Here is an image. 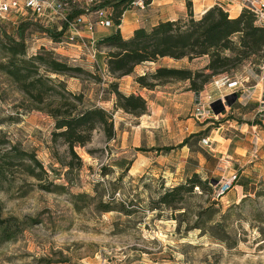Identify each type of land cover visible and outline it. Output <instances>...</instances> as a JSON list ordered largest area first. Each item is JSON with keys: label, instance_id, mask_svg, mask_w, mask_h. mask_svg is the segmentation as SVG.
<instances>
[{"label": "rangeland", "instance_id": "1", "mask_svg": "<svg viewBox=\"0 0 264 264\" xmlns=\"http://www.w3.org/2000/svg\"><path fill=\"white\" fill-rule=\"evenodd\" d=\"M70 4L72 10L81 9L77 1ZM61 24L44 25L24 10L0 17V39L18 38L22 32L26 56L46 50L82 67L62 73L42 66L40 73L54 86L42 90V101L31 98L0 69V221L12 218L20 228L10 240L0 237V264H264V62L254 56L225 73L254 87L247 103L229 96L233 93L226 86L215 89V75L203 83L198 91L211 95L207 100H212L214 114L199 119L192 115L198 91L189 87L188 79L148 78L157 82L152 88L163 96L154 119L146 116L147 100L142 113L106 108L115 135L107 139L97 126L88 143L74 147L75 156L62 138L53 136L54 118L47 109L59 101L56 90L79 93L80 108L93 103L102 107L110 92L116 100L112 82L117 81L102 74L99 51L95 59H87L80 48L73 52L75 43L58 42L65 39L63 29L58 37L49 33L59 32ZM5 59L0 47V60ZM206 60V55L159 57L145 64L152 68L144 71L162 65L195 69ZM183 90L192 101L184 113L177 111L178 118H190L201 130L192 137L186 130L189 154L186 163L177 166L175 151L157 148L180 147L172 127H166L177 112L163 101L169 93ZM142 116L144 127L153 130L136 136L135 125ZM123 130L125 153L118 144ZM203 137H209L210 147L200 143ZM233 170L239 174L234 188L214 197V184ZM193 174L207 182L204 188L194 186L173 207L158 203L162 193Z\"/></svg>", "mask_w": 264, "mask_h": 264}, {"label": "trees", "instance_id": "2", "mask_svg": "<svg viewBox=\"0 0 264 264\" xmlns=\"http://www.w3.org/2000/svg\"><path fill=\"white\" fill-rule=\"evenodd\" d=\"M131 1L107 0L99 5H110V16L113 23L118 25L124 10L130 7ZM143 1L150 2V0ZM186 7L185 15L175 19L159 20L150 28L137 27L128 37H123L117 27L114 31L97 38V46L107 47L104 51L107 71L119 77L131 73L135 65L143 61H155L165 56L192 59L206 55V62L199 68L162 65L151 72L135 75V80L140 86L149 88L155 86L157 82L148 78L154 80L177 78L188 79L189 87L198 91L211 76L226 73L246 59L256 56L261 60L260 62H264V26L255 22L254 14L249 8L241 7L238 15L231 17L228 11L216 3L200 14H194L190 0L186 1ZM82 12V9L72 10L70 4V18ZM49 33L58 37L62 30ZM0 47L6 51V59L0 60V69L17 81L26 94L38 101L43 100L42 90L54 88L47 83L50 77L40 73L42 66L52 72L82 70L81 66L71 65L54 56L51 51L38 50L26 56L22 32H19L18 38L5 36L4 39H0ZM57 82L65 90L64 81L59 79ZM112 85L114 86L112 90L116 94L114 107L136 113L145 111L146 99L142 95L124 93L117 88L116 82H112ZM56 92L59 101L49 106L47 111L54 118V139L62 138L70 154L76 156L74 147L88 143L97 126L101 127L107 139L115 135L112 114L108 109L97 105L80 108L77 103L81 99L79 93L60 89ZM229 96L238 98L237 94ZM199 134V132L193 133L189 137ZM187 142L188 137L179 145H185ZM172 148L173 146L166 145L157 149L168 151ZM31 158L40 166L34 156ZM206 183L197 174H193L185 183L173 186L162 193L158 203L173 207V204L179 202L185 193L191 192L194 186L204 188ZM14 221L12 218L0 221L2 240H10L15 232L19 231L20 228L14 225Z\"/></svg>", "mask_w": 264, "mask_h": 264}, {"label": "built area", "instance_id": "3", "mask_svg": "<svg viewBox=\"0 0 264 264\" xmlns=\"http://www.w3.org/2000/svg\"><path fill=\"white\" fill-rule=\"evenodd\" d=\"M70 1L79 2V7L83 12L70 18ZM143 2V0H132L130 6L139 5L143 7ZM100 3H102L100 0H0V17H4L10 11L20 12L24 10L25 12L29 11L31 15L38 18L44 25L61 21L65 27L63 29L61 24L59 29H63L66 35L65 39H59L58 42L75 43L88 58L95 59L99 50L96 45L97 38L94 34V24L105 26L113 24L110 16V5H99ZM216 4L228 11L229 14L236 8L238 9V7H247L254 14L255 22L264 26V0H218ZM93 5H95L94 8H92ZM90 14H94V17H90ZM84 28H87V31ZM103 78L105 79V77ZM104 82L105 80H103ZM212 83L214 88L218 90L226 86L230 89V93L238 95L237 99L242 103L249 102L254 96V87L244 86L242 80L231 79L225 73L215 75ZM210 96V94L202 91L196 93L192 107V115L195 118L210 117L214 114L212 100H207ZM261 102L264 103V98ZM252 135L257 145L259 139L257 131L253 132ZM200 143L203 146L210 147L212 142L209 137H203ZM254 151L256 150L254 149ZM225 162L227 163L228 160H225ZM226 168L227 164L224 165V169ZM238 178L237 170L221 176L213 186L214 197L219 198L234 188Z\"/></svg>", "mask_w": 264, "mask_h": 264}, {"label": "crops", "instance_id": "4", "mask_svg": "<svg viewBox=\"0 0 264 264\" xmlns=\"http://www.w3.org/2000/svg\"><path fill=\"white\" fill-rule=\"evenodd\" d=\"M186 1L188 0H150L148 3L143 2V7L139 5H132L126 10H124L120 23L118 25L112 24L110 26L100 25V24H94V34L96 38L102 37L112 31H114L117 27L120 30V33L123 37H128L132 35L133 31L137 27H144V28H150L153 25H155L159 20H165V19H175L177 17L183 16L187 12L186 7ZM218 0H190L191 7L194 12V14H200L203 12L206 8L210 7L211 5L215 4ZM240 11V8H236L234 11L230 13L231 17H234L238 15ZM90 17H94V14H90ZM85 31H87V28H84ZM77 51L79 50V46L72 49ZM99 52L102 54L100 58V63H98V66H100L102 74H106V64L104 61V53L103 51L99 50ZM87 59H89L87 57ZM150 62L155 63L154 61H143L137 65H135L133 71L128 74H123L119 77L114 76L113 74L109 73L106 74L108 80H116L118 83V89L122 92H135L142 95L147 100L148 105V112L146 113V116L152 117L154 119L155 113L158 112L162 108L160 103H162V91L157 88H147L145 86H140L138 82L134 79V76L136 74H142L145 71L144 70H151L152 67H149L145 64H149ZM263 90H260V92ZM262 94V92H261ZM260 94V95H261ZM260 95H258L257 98H260ZM166 101H163L165 105H167L169 108H171L174 111L181 110L182 113H184V110H186V106H190L192 101V96L190 93H186V90H183L182 93L175 94V93H169L168 96L165 97ZM115 102V95L113 92H110V95L108 98H105L102 100V107L104 108H112L114 107ZM93 103L92 105H94ZM120 110V109H119ZM116 110V115H117ZM180 112H177L173 117H170V121L167 122L166 127H172V130H174L173 135L177 136V141L175 145H179L184 138L186 137V130L190 131L188 133H194L201 130L200 126L192 125L190 122V118L180 117L178 118ZM144 115V114H143ZM145 118L142 116L139 118V124L135 125V127H138L134 130L135 135L137 136L138 132H150L153 130V128H145L144 122ZM123 127V126H122ZM121 127V128H122ZM124 130H127V128H124ZM121 131L119 132L122 134L121 139H119L121 152L125 153L127 152V140H126V133L127 131ZM116 131L118 132L117 128ZM119 138V135H117ZM118 139L113 138L111 141H115ZM171 146V145H170ZM172 153L175 151L174 157L176 159L177 166H180V164L186 163V157L189 154V148L187 145H182L178 148L173 149Z\"/></svg>", "mask_w": 264, "mask_h": 264}]
</instances>
